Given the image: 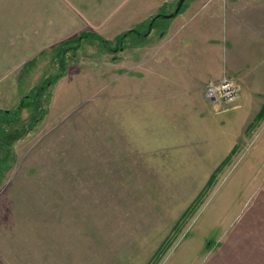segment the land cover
Listing matches in <instances>:
<instances>
[{"label":"rangeland","instance_id":"374dc122","mask_svg":"<svg viewBox=\"0 0 264 264\" xmlns=\"http://www.w3.org/2000/svg\"><path fill=\"white\" fill-rule=\"evenodd\" d=\"M235 1L0 0V264L264 256V105L170 73Z\"/></svg>","mask_w":264,"mask_h":264},{"label":"crops","instance_id":"0c3cea01","mask_svg":"<svg viewBox=\"0 0 264 264\" xmlns=\"http://www.w3.org/2000/svg\"><path fill=\"white\" fill-rule=\"evenodd\" d=\"M105 5L101 4V8L105 9ZM221 10L218 20H194L195 33L208 35L204 43L211 49L204 55V62H198L197 68L190 71L172 69L171 79L174 81L176 74H183V79L192 81L189 93L197 90L203 95V87L205 90L209 80L230 76L238 81L241 91L248 92L250 104L264 105V0L224 3ZM254 229L252 226L246 236L251 245L260 237L253 234L257 228ZM245 242L235 248L233 264H264V256H260L254 246H244ZM243 247L249 250L244 256Z\"/></svg>","mask_w":264,"mask_h":264},{"label":"built area","instance_id":"2783aa9c","mask_svg":"<svg viewBox=\"0 0 264 264\" xmlns=\"http://www.w3.org/2000/svg\"><path fill=\"white\" fill-rule=\"evenodd\" d=\"M239 94L237 84L231 78H224L219 81H210L205 86L206 99L216 109L226 103L235 101Z\"/></svg>","mask_w":264,"mask_h":264},{"label":"water","instance_id":"95a60500","mask_svg":"<svg viewBox=\"0 0 264 264\" xmlns=\"http://www.w3.org/2000/svg\"><path fill=\"white\" fill-rule=\"evenodd\" d=\"M185 1H186V0H180L179 4H178V6H177V8H176V10H175L174 15L178 14V12L180 11V8L183 6V4L185 3ZM165 17L169 18V17H171V16L169 15V16H165ZM152 28H153V24L150 25V28H149V32H148V33H150V30H151Z\"/></svg>","mask_w":264,"mask_h":264},{"label":"trees","instance_id":"16d2710c","mask_svg":"<svg viewBox=\"0 0 264 264\" xmlns=\"http://www.w3.org/2000/svg\"><path fill=\"white\" fill-rule=\"evenodd\" d=\"M123 39H125V35H123V37H122V41H123ZM99 40L101 41V42H105L106 43V41L104 40V39H102V38H99ZM108 43V42H107ZM105 45H107V44H105Z\"/></svg>","mask_w":264,"mask_h":264}]
</instances>
